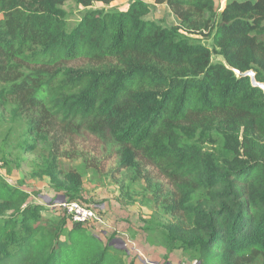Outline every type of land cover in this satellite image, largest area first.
Instances as JSON below:
<instances>
[{
	"label": "trees",
	"instance_id": "trees-1",
	"mask_svg": "<svg viewBox=\"0 0 264 264\" xmlns=\"http://www.w3.org/2000/svg\"><path fill=\"white\" fill-rule=\"evenodd\" d=\"M67 1L0 0V84L28 116V132L50 135L59 154L75 132L108 143L114 130L110 140L128 153L125 167L142 160L179 192L162 227L169 245L197 264H264V94L227 68L253 70L264 84V0H227L222 10L216 0H153L178 20L172 28L145 19L143 0L126 11L88 10L114 0H72L86 11L70 30L61 20ZM80 60L117 65L67 66ZM205 123L215 132L201 143L213 153L191 137ZM47 175L65 198H76L75 168L58 173L62 182ZM190 192L192 205L184 204ZM28 199L0 174V264H125L83 224L67 232L63 223L35 224L43 207Z\"/></svg>",
	"mask_w": 264,
	"mask_h": 264
},
{
	"label": "rangeland",
	"instance_id": "rangeland-1",
	"mask_svg": "<svg viewBox=\"0 0 264 264\" xmlns=\"http://www.w3.org/2000/svg\"><path fill=\"white\" fill-rule=\"evenodd\" d=\"M132 1L114 0L108 6L96 3L88 10L126 11ZM143 1L149 7L145 19L166 28L178 25V20L165 7L148 3L149 0ZM216 2L221 9V3ZM62 9L65 15L61 20L68 30L79 23L86 11L72 0L67 1ZM203 43L213 52L209 39ZM212 60L218 62L221 58L213 54ZM86 62L80 60L67 66L74 71H100L117 65L116 62L93 66ZM5 91V86L0 84V159H7L12 170L7 175L4 162L0 160V174L11 187L29 194V204L43 207L35 224L58 228L63 223L67 232L72 221L61 204L76 201L96 211L103 224L94 222L85 227L122 257L125 264H197L180 246L169 245L164 237L162 227L171 219L166 206L169 204L173 208L172 201L179 198V192L160 175L157 168L139 159L125 167L124 164L129 162L128 153L110 140L114 130L108 136V143H103L85 129L75 132L74 141L63 145L59 154H54L51 136H36L28 132V116L16 111L13 100ZM141 105L146 107L148 103ZM133 117L134 112L128 116L130 119ZM207 123L196 129L191 137L204 152L213 153V145L201 143L205 141L204 133L213 135L215 132L206 128ZM121 125L115 130H119ZM238 134L243 136V131ZM74 168L81 174V187L79 191L71 192L76 198L69 199L62 195L47 173L55 174L53 177L62 182L63 176H57L58 173H68ZM146 173L149 176H144ZM192 196L191 192L184 194V204L192 205ZM61 241H64V236Z\"/></svg>",
	"mask_w": 264,
	"mask_h": 264
},
{
	"label": "built area",
	"instance_id": "built-area-1",
	"mask_svg": "<svg viewBox=\"0 0 264 264\" xmlns=\"http://www.w3.org/2000/svg\"><path fill=\"white\" fill-rule=\"evenodd\" d=\"M61 206L64 208L72 222L83 225L94 222L103 224L102 220L97 216L96 211L91 207L85 206L76 201L63 202Z\"/></svg>",
	"mask_w": 264,
	"mask_h": 264
},
{
	"label": "water",
	"instance_id": "water-1",
	"mask_svg": "<svg viewBox=\"0 0 264 264\" xmlns=\"http://www.w3.org/2000/svg\"><path fill=\"white\" fill-rule=\"evenodd\" d=\"M228 69L232 70L237 79L249 78L250 84L253 88H259L264 94V84L256 81L255 72L253 70H248L246 72H240L239 70L232 69L227 66ZM63 203V202H62Z\"/></svg>",
	"mask_w": 264,
	"mask_h": 264
},
{
	"label": "crops",
	"instance_id": "crops-1",
	"mask_svg": "<svg viewBox=\"0 0 264 264\" xmlns=\"http://www.w3.org/2000/svg\"><path fill=\"white\" fill-rule=\"evenodd\" d=\"M217 1V0H216ZM226 1L227 0H220L219 2L221 3V9L220 10H222L224 7H225V4H226ZM238 1H242V0H238ZM150 2H152V3H154V1L153 0H149L148 1V3H150ZM154 5H156V4H154ZM156 6H162V7H165L168 11H169V9H168V7L166 6V5H156ZM170 12V11H169Z\"/></svg>",
	"mask_w": 264,
	"mask_h": 264
}]
</instances>
